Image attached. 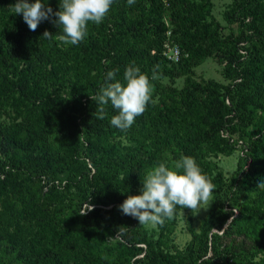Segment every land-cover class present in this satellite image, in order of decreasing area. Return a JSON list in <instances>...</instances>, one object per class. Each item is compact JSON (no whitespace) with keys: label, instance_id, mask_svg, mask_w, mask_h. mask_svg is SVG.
Listing matches in <instances>:
<instances>
[{"label":"trees","instance_id":"16d2710c","mask_svg":"<svg viewBox=\"0 0 264 264\" xmlns=\"http://www.w3.org/2000/svg\"><path fill=\"white\" fill-rule=\"evenodd\" d=\"M140 1L135 0V3L129 5L127 0H121V2L114 0L111 12L104 22L99 24L95 31L88 32L87 37L81 43L70 48L69 51L73 56L70 61H65L67 63L65 67L59 68L58 65H61L58 64L59 59L63 60L68 52L52 53L50 40L42 36L45 30L55 36L61 34L62 29L46 20L39 24L36 31H31L23 21L22 14H15L11 10L10 6L15 4L16 0H0V37L11 39L23 53L40 60L46 59V62L54 64V69H56L52 72L54 81L61 82L63 87L68 89L65 102L68 103L72 114L75 115L72 117L69 130H65L62 154L53 153L50 146H44L40 133L27 130L22 135L18 130L7 132L0 127V149L6 145L9 150L13 151L5 169L4 165L0 164V175H2L0 177V225L15 211L18 216L24 218L35 219L38 217V209L26 195L29 186L26 182H30L33 176L29 175L26 178H21L19 183L16 182L19 174H22L29 165L39 173L38 175L49 181L48 176L62 174L66 171L74 172L76 168L68 167L65 160L74 164H78V160H84L89 165L88 168H85L86 164L82 163L85 173L90 170L93 172L85 178L88 196L84 195L82 202H88L90 194L95 196L103 190L105 193L102 196L104 199L91 201L89 204L91 210L86 207L84 213H81L80 219L76 223L79 230L72 231L73 236H70L69 228L57 227V225H53V221L43 220L36 226L35 233L31 237L30 250L27 252H9L7 248L3 250L0 246V264H76L79 262L101 263L104 260L120 264L119 255H114L110 249H105V253L100 246V241L94 236L99 231L104 214L107 212L106 209L97 205L112 203L113 206H119L127 198V193L135 187L150 164L153 163L154 160H148L149 157L152 158L153 154L158 155V159L171 166L177 158H173L174 156L162 157L164 151L167 149L174 152L183 151L181 156L194 158L193 147L197 143H204L203 140L206 142L212 140L220 153L229 154L231 150L236 149L242 159L244 168L240 169V166L236 164L235 174L227 184L228 195L226 194L222 201L226 202L228 210L231 208V197H237L236 200L239 203V198L242 199V195L245 193L253 192L255 199L251 204L242 202L238 206L249 205L254 209L264 203V189L257 187L261 181H264V119L258 121L257 106L251 104V100H248L247 95L244 94L245 90H250L252 95L255 98H260L264 105V17L261 20L260 28L252 27L254 32H249L244 28L246 25L251 26V24L245 23L247 17L234 18V21H239V31L232 39L233 51L223 56V59L226 63L228 77L236 82L231 86L220 88L221 92L214 90V96L210 97L213 109L205 108L193 117L188 115L186 132L178 137L175 135L173 137L160 136V134H166L170 125L175 121L172 115L178 112L186 114L185 112L191 111L196 95L199 92L202 93L204 89L185 88L178 94H171L162 90L159 84H154L152 96L154 103L150 102L145 112L137 117L135 123L124 133L131 134V128L139 126L148 137L152 135L151 140L159 136V141L153 140L150 144L140 142L133 150H120L121 148L114 142L107 140V136L114 131V128L108 127L107 122L117 114V110L109 104L106 106L105 119H96V102L92 101L90 96L95 95L103 86L108 71L119 69L117 79L122 81L126 66L132 62L139 66L143 73L149 75L160 64H163V67H169L189 61L190 47L187 44L184 43L180 49L177 44H171L168 39L161 42V40L149 39L145 35L141 36L140 29L132 24V21L142 15L140 13L128 15L126 11H123L129 8L139 12ZM242 7L243 5L239 9ZM161 8L162 3L159 2V4L151 6L149 11ZM119 12H122L123 18L118 20V24H110L111 18L116 17ZM122 37H129L130 40L126 42L123 49L115 48V44L122 41L119 40ZM193 41L205 42L199 34L194 35ZM163 42L167 47L176 48L178 54L175 58L172 52L167 51ZM214 49L215 46L210 44L204 48V51L210 54ZM74 50L75 52H73ZM238 51L241 53L238 54ZM63 69L67 70L68 74H65ZM15 89L12 88L8 92L0 88V98H5ZM155 95L158 96V100ZM205 125L208 127L207 135L202 134L201 130V127L206 128ZM78 126L83 135L80 144L69 137L72 134L70 131L77 129ZM78 145L81 147L79 148ZM80 149L81 154L79 153ZM151 149L153 150L152 155L149 153ZM33 152H35L34 155H32ZM198 165L200 167L203 165L206 169L207 162L206 164L198 163ZM119 176L124 179L120 180ZM67 179L64 185L66 190L72 183L69 178ZM53 180L54 178L50 179V181ZM46 185L47 183L44 184V186ZM51 192H56L53 184L48 193ZM214 196H216V200L219 198L218 194ZM218 205L219 208H224L221 202H218ZM177 209L181 208L177 207ZM238 212L239 215L236 219H229L226 225L227 229L237 226V229L242 227L245 231H249L251 229V227H247L249 219L243 216V211L239 208ZM230 213L232 212L224 211L223 220H227ZM125 216L128 219L127 222L119 219L109 221L110 227L106 228V232L113 236L117 235V232L121 233L117 235L121 241L116 240L115 243L118 245L120 253H123L124 250L130 255L128 262L130 259L132 260L126 264H221L223 260L227 261V257L223 255L226 250H219L215 245L213 235L210 236V240L205 238L203 251L197 253L194 263L187 260L176 261L168 254L156 251L144 237V230L138 224L137 219ZM253 224L255 227L256 223ZM258 225L260 224H257L256 227ZM103 228H105L104 225ZM193 238L194 234L192 233L191 239L193 240ZM62 240H78L80 245L90 246L91 253H74L75 250H73L67 252L65 256L60 255L64 248ZM139 243L146 245L145 248L137 246ZM258 243L260 246H264L262 238L258 240ZM260 264H264V259Z\"/></svg>","mask_w":264,"mask_h":264},{"label":"rangeland","instance_id":"374dc122","mask_svg":"<svg viewBox=\"0 0 264 264\" xmlns=\"http://www.w3.org/2000/svg\"><path fill=\"white\" fill-rule=\"evenodd\" d=\"M170 1L141 0L139 12L132 11L129 8V10H123L128 15L135 13L142 15L132 21V24H135L140 29L141 36L145 35L149 39L161 40V42L168 39L171 44H177L180 49L184 43L190 47L188 53L189 61L169 67H163V64L158 65L159 79L151 80L152 73L148 75L152 86L159 84L162 90L171 94H178L185 88L204 89L202 93L199 92L196 95L192 110L188 113L185 112L187 115L181 112L172 115L175 121L170 125L166 134H160L162 137H173V135L178 137L182 135L187 131L188 115L193 117L198 112L205 110V108L213 109V104L211 105L210 103V97L214 96L213 92L216 90L221 92L220 88L231 86L236 82V80L232 81L228 77L226 63L223 59V56L233 51L232 39L239 31V21H234V18L247 17L245 23L251 24V26L248 27L246 25L244 28L248 29L249 32H254L252 27L257 26L256 28H260L261 20L264 17V0ZM29 2L33 3L35 0H29ZM45 2L54 11L59 10V0H45ZM116 2H121V0H116ZM159 2L162 3L161 9L149 11L151 6L159 4ZM241 4L243 5L242 10L239 9L242 6ZM122 12L111 18L110 24H118V20L121 17L123 18ZM97 26L90 23L88 32L95 31ZM92 27L95 28L93 29ZM197 34L205 42L193 41L194 35ZM119 40L122 41L117 42L115 48L123 49L130 38L122 37ZM50 42L52 53L62 54L63 51L68 52L64 59L61 60L60 58L58 62V64H61L58 65L59 68L65 67L67 64L65 61H70L71 56H73L69 50L74 45H61L54 38ZM165 42L167 43V41ZM165 42H163L164 45H166ZM210 44L215 46L214 51L210 54L205 53L204 48ZM0 52V88L8 92L12 88H16L13 93H9L5 98H0L1 129L7 132L18 130L22 135L27 130L40 133L44 146H50L53 153L62 154L65 130H69L72 124V117H75V115L72 114L68 103L65 102L68 89L64 88L61 82L54 81L52 76V72L56 71L54 64L46 62V59L40 60L23 53L7 37H0ZM237 53L239 54L241 51ZM66 71L63 69V72L68 74ZM14 82L16 83L12 85ZM244 94L247 95L248 100H251V104L257 106L258 121L264 119V105L260 98H255L250 90H245ZM155 98L158 100L157 95H155ZM107 125L109 128H114L113 133L107 136V140L114 142L121 148L120 150H133L140 142L150 144L153 140L159 141L160 139L157 136L151 140L152 135L148 137L139 126H133L131 128L132 133L129 134L111 126L110 121L107 122ZM205 127H201L202 134L207 132V125ZM70 132L72 134L69 137L80 144L83 135L79 131V126ZM202 142L204 143L194 145V158L197 163L202 164L204 162L206 164L207 162V165H205L206 169L203 165L200 168L215 185L210 200L202 203L199 209L194 211L186 208L183 210L177 209L174 217L171 220H166L162 226L140 225L144 230V237L156 251L168 254L176 261L187 260L194 263L197 253L203 251L205 238L210 240V236L213 235V240L219 250H226L223 255L227 257V261L223 260L221 264H260L261 260L264 259V246H260L258 243L260 238L264 240V203L254 209L249 205L245 207L239 205V207L238 204L242 202L251 204L255 199L253 192L245 193L242 195V199L239 198V203L236 200L237 197H231V208L228 210L226 202L222 201L225 195H228L227 184L235 174L236 164L240 166V169L244 168L242 159L236 149L231 150L229 154L220 153L212 140L207 142L203 140ZM78 147L80 148L81 145H78ZM0 150V164H3L5 169L13 151L9 150L6 145L2 146ZM79 153H82L81 149ZM149 153L152 155L153 150L151 149ZM182 153L184 152H174L167 149L162 157L170 158V156H174L173 158L178 159V156L180 155L181 157ZM158 158L156 154H153L152 158L149 157L148 160H154L153 163L150 164L135 187L127 193V197L140 194L143 177L154 165L162 162ZM65 162L68 167L76 168L74 172L66 171L62 174L48 176L49 181H46L47 178L45 179L43 176L38 175L39 173L30 165L25 169L26 171L24 170L22 174H19L18 180H16L17 183H19L21 178H26L29 175L33 176L32 180H29L30 182H26L29 185L26 195L38 209V217L35 219L24 218L18 216L15 211L8 219L4 220L0 225V246L3 250L7 248L9 252L17 251L23 253L30 250L31 237L35 233L36 226L43 220H51L53 225H57V227L65 226L69 228L71 230L70 236H73L72 231L79 230L76 223L79 221L81 213H84V209L90 206L89 204L92 200L104 199V197L102 198L105 194L103 190L95 196L90 194L88 202H82L83 196H88L85 188V178L89 176L88 174H92L93 170L85 173L86 171L82 167V163L86 162L84 160H78V164H74L69 160H65ZM85 164V168H88L89 165ZM51 178H54V180L50 181ZM67 178L72 183L66 190L64 185L66 180H68ZM119 179L122 180L124 177L119 176ZM45 183H47L46 186H44ZM52 184L56 192L48 193L52 188ZM216 194L219 195L217 200L215 199L216 196H214ZM79 202L82 203L79 204ZM218 202H221L224 208H219ZM97 206L107 210L103 217V223L100 224L99 231L94 235L100 241L101 248L104 251L105 249H110L111 253L119 255L120 264L131 262L132 259L128 262L130 257L128 252L123 250V253H120L119 247L115 243L116 240L121 241V239L117 235L113 236L106 232V228L110 227L109 221L119 219L127 222L128 219L122 214L119 207L113 206L112 203L98 204ZM238 208L243 211V216L249 219L247 225V227H251L249 231H245L242 227L237 229V226H233L232 229H227L226 227L229 219L234 220L238 217ZM224 211L232 212L227 220H223ZM253 223L260 225L257 227L255 225L254 227ZM103 225L105 228L102 229ZM191 232L194 234L193 240L191 239ZM62 242L64 248L60 255L65 256L67 252L73 250H75L74 253H91L90 246H82L78 240H62ZM137 246L144 249L146 245L139 243ZM92 249L95 250V248ZM76 264L117 263L104 260L101 263L79 262Z\"/></svg>","mask_w":264,"mask_h":264},{"label":"clouds","instance_id":"9594fccd","mask_svg":"<svg viewBox=\"0 0 264 264\" xmlns=\"http://www.w3.org/2000/svg\"><path fill=\"white\" fill-rule=\"evenodd\" d=\"M128 4L135 0H127ZM114 0H59V10L54 11L45 0H16L11 5L15 14H22L31 31H36L43 21H50L62 29L53 35L45 30L43 38H53L61 45H78L88 35L89 24L99 25L107 18ZM158 67L153 69L151 80L159 79ZM119 69L106 73L105 83L90 96L96 102V119L104 120L106 106L111 104L117 114L110 119L111 126L126 132L148 104L154 101L153 86L149 76L134 62L126 66L123 79H117ZM258 188L264 189V181ZM215 185L203 173L195 158L181 156L169 166L166 162L154 165L143 177L140 194L129 195L118 207L124 215L138 220L139 225H163L171 220L177 210L199 209L210 200ZM88 210H91L89 206ZM117 232V235H120Z\"/></svg>","mask_w":264,"mask_h":264},{"label":"built area","instance_id":"2783aa9c","mask_svg":"<svg viewBox=\"0 0 264 264\" xmlns=\"http://www.w3.org/2000/svg\"><path fill=\"white\" fill-rule=\"evenodd\" d=\"M164 47L167 49V51L172 52V54L174 55V58H175V56H177L178 53L175 50L176 49L175 47L174 48H171V47H167L166 45Z\"/></svg>","mask_w":264,"mask_h":264}]
</instances>
